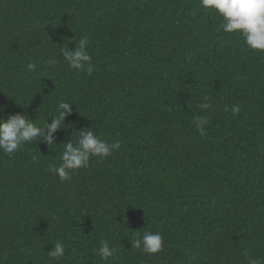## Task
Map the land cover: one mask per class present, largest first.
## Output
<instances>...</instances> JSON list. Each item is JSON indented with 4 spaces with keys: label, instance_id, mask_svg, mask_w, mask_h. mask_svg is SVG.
Segmentation results:
<instances>
[{
    "label": "trees",
    "instance_id": "trees-1",
    "mask_svg": "<svg viewBox=\"0 0 264 264\" xmlns=\"http://www.w3.org/2000/svg\"><path fill=\"white\" fill-rule=\"evenodd\" d=\"M220 22L199 0H0V116L43 126L73 104L55 145L0 152V264L264 261V52ZM81 38L90 75L62 55ZM83 129L120 148L61 181L49 165ZM137 231L162 250L133 247Z\"/></svg>",
    "mask_w": 264,
    "mask_h": 264
},
{
    "label": "clouds",
    "instance_id": "clouds-1",
    "mask_svg": "<svg viewBox=\"0 0 264 264\" xmlns=\"http://www.w3.org/2000/svg\"><path fill=\"white\" fill-rule=\"evenodd\" d=\"M200 7L207 12H213L219 16L221 22L219 30L228 34H239L242 36L245 46L250 51L264 52V0H199ZM75 43V48L70 49L68 44L62 47L63 58L69 67L77 72L91 74L93 65L92 57L88 51L87 38ZM28 69L35 71V65L28 64ZM198 107L207 110L212 107L209 97H203ZM73 104L60 101L55 107V114L51 115L43 126H39L35 119L28 115L16 113L7 116H0V152L12 156L26 144L34 142L38 137L48 146L55 145V133L61 129L66 116L72 113ZM231 111L238 114L239 107L233 106ZM194 126L201 133L206 131L209 123L206 116H196ZM120 148L119 141L108 142L101 139L91 129H83L78 132L75 141L63 143V151L60 154V163L50 164L48 170L57 175L61 181L70 179L73 171L86 168L93 157L107 158L115 150ZM137 238L132 240L135 248H142L146 253H158L163 247V236L160 232L144 231L142 234L136 232ZM97 255L107 260L114 253L108 240H101L96 250ZM65 254V246L62 242H56L53 250L48 252L50 258H62ZM246 264H264V261L248 257Z\"/></svg>",
    "mask_w": 264,
    "mask_h": 264
}]
</instances>
